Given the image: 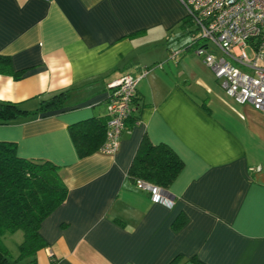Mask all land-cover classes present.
I'll use <instances>...</instances> for the list:
<instances>
[{"label": "crops", "instance_id": "obj_1", "mask_svg": "<svg viewBox=\"0 0 264 264\" xmlns=\"http://www.w3.org/2000/svg\"><path fill=\"white\" fill-rule=\"evenodd\" d=\"M186 19L179 0H0V55L21 71L0 74V99L31 110L71 89L60 109L0 124L67 186L35 264H264V113L225 93ZM146 69L117 152L79 157L69 125L106 118V84ZM143 135L182 161L172 204L128 175Z\"/></svg>", "mask_w": 264, "mask_h": 264}, {"label": "trees", "instance_id": "obj_2", "mask_svg": "<svg viewBox=\"0 0 264 264\" xmlns=\"http://www.w3.org/2000/svg\"><path fill=\"white\" fill-rule=\"evenodd\" d=\"M187 17V15H186ZM186 23H193L186 19ZM190 44V43H189ZM8 56L0 55V74L14 79L21 77ZM107 89V88H106ZM71 89L62 90L41 100L35 109H25L22 102L0 99V124L27 114H39L60 109L66 104ZM130 113L125 123L133 116ZM137 116L133 117L135 120ZM107 117H90L69 125V132L79 157L98 150L105 138ZM182 161L165 143H154L143 135L128 167L131 179L150 182L165 190L172 182ZM67 196L62 167L48 159L24 157L17 154L16 143L0 140V264H16L28 259L36 263V253L46 246L39 228L43 219L57 208ZM23 232L18 253L11 258L2 238L16 231Z\"/></svg>", "mask_w": 264, "mask_h": 264}, {"label": "built area", "instance_id": "obj_3", "mask_svg": "<svg viewBox=\"0 0 264 264\" xmlns=\"http://www.w3.org/2000/svg\"><path fill=\"white\" fill-rule=\"evenodd\" d=\"M179 2L199 30V34L192 35L189 46H195L196 54L202 56L227 95L264 113V0ZM199 40L207 42L199 44ZM177 53L172 51L170 56ZM147 72L144 70L140 76L124 74L106 84L107 126L98 151L109 155L117 152L125 121L134 110L138 80ZM135 183L152 200L172 204L159 186L140 179Z\"/></svg>", "mask_w": 264, "mask_h": 264}, {"label": "rangeland", "instance_id": "obj_4", "mask_svg": "<svg viewBox=\"0 0 264 264\" xmlns=\"http://www.w3.org/2000/svg\"><path fill=\"white\" fill-rule=\"evenodd\" d=\"M191 30L193 31V34H199V30L196 29V27L192 26ZM207 41L204 40H199L198 43H206ZM216 50V49H215ZM248 55H251L250 51L247 50ZM23 240V232L18 230L15 233L12 234H6L3 238L2 241L6 248L9 251V254L11 258H15L17 253H18V244ZM16 264H29L28 259H24L22 261L17 262Z\"/></svg>", "mask_w": 264, "mask_h": 264}]
</instances>
